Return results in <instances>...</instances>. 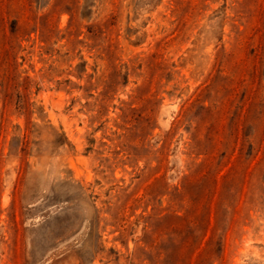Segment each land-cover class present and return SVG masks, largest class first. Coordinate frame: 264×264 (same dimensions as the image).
Instances as JSON below:
<instances>
[{
	"label": "rangeland",
	"instance_id": "obj_1",
	"mask_svg": "<svg viewBox=\"0 0 264 264\" xmlns=\"http://www.w3.org/2000/svg\"><path fill=\"white\" fill-rule=\"evenodd\" d=\"M0 264H264V0H0Z\"/></svg>",
	"mask_w": 264,
	"mask_h": 264
}]
</instances>
